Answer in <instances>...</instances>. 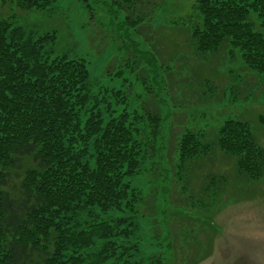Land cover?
<instances>
[{
	"label": "trees",
	"instance_id": "16d2710c",
	"mask_svg": "<svg viewBox=\"0 0 264 264\" xmlns=\"http://www.w3.org/2000/svg\"><path fill=\"white\" fill-rule=\"evenodd\" d=\"M8 1L29 11L56 0H0V5ZM118 4L127 12L125 21L136 26L143 40L152 41L155 50V30L144 29L160 1ZM197 9L199 18L189 28L195 52L216 54L226 46L232 54L237 49L244 65L264 80V0H197ZM2 13L0 264H133L116 237L130 238L140 226L137 207L143 195L133 179L148 158L149 140L142 125L156 136L158 115L124 110L105 118L98 107L100 97L88 91L84 60H48L43 46L53 36L33 37L12 15ZM240 79L229 87L234 98L244 82ZM259 121L264 126L263 115ZM255 139L248 123L228 119L214 142L184 133L178 143L179 160L188 164L216 145L234 157L240 179L255 181L264 176V148ZM10 171L21 175L17 196L7 189ZM214 175H207L212 185L222 179ZM85 210L91 219L80 222ZM112 212L118 215L112 217Z\"/></svg>",
	"mask_w": 264,
	"mask_h": 264
},
{
	"label": "rangeland",
	"instance_id": "374dc122",
	"mask_svg": "<svg viewBox=\"0 0 264 264\" xmlns=\"http://www.w3.org/2000/svg\"><path fill=\"white\" fill-rule=\"evenodd\" d=\"M119 1L56 0L29 11L8 1L0 10L33 37L53 36L43 46L48 60H84L88 91L100 97L105 118L124 110L158 115L156 136L142 125L148 158L133 179L143 195L137 207L140 226L130 238L116 237L133 264H264V176L240 179L234 157L216 145L184 165L178 150L187 131L214 142L228 119L248 123L264 148L262 74L250 71L237 49L195 52L189 28L199 18L197 0H159L144 29L155 30V50L125 21ZM241 76L234 98L229 87ZM208 174L222 179L212 185ZM21 175L10 171L7 183L16 196ZM89 215L83 211L79 221L89 222Z\"/></svg>",
	"mask_w": 264,
	"mask_h": 264
}]
</instances>
